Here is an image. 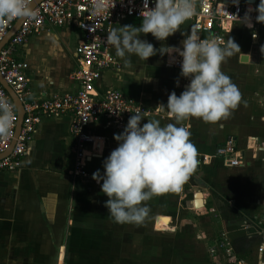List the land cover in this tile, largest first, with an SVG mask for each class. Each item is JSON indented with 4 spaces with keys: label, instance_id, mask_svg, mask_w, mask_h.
<instances>
[{
    "label": "crops",
    "instance_id": "crops-1",
    "mask_svg": "<svg viewBox=\"0 0 264 264\" xmlns=\"http://www.w3.org/2000/svg\"><path fill=\"white\" fill-rule=\"evenodd\" d=\"M246 1L255 7L259 3ZM140 23L126 19L111 25V30ZM68 30L76 31L42 29L17 53L36 98L75 91V50L81 35L76 31L72 50L59 41ZM181 31L192 33V24L185 21L164 41L150 33L140 38L157 49L181 47L185 38ZM228 38L240 52L227 58L221 70L239 88L241 101L226 119L215 123L195 117L178 122L191 133L198 164L178 191L144 202L150 212L140 224L115 223L104 206L108 197L101 192L102 181L92 179L97 169L103 175L102 162L117 147L114 134L121 132L103 117L89 126L90 133L104 141L102 147L101 141L87 145L88 176L75 180L69 174L71 117L42 118L21 167L0 172V264H47L48 257L55 264H65V257H69L68 264H226L220 247L225 240L244 264H262L264 254L257 247L264 202V153L256 149L264 146V29L235 24L224 33V42ZM111 51L118 69L105 71L98 89L115 88L144 105L148 114L141 124L151 119L160 120L161 125L175 122L156 107L166 105L171 92L179 95L189 81L179 70L165 66L168 55L157 53L147 61L132 55L130 63H125L126 58L117 57L112 46ZM229 138L236 141L246 165L229 167L215 156L216 147ZM243 225L250 227L245 230Z\"/></svg>",
    "mask_w": 264,
    "mask_h": 264
},
{
    "label": "clouds",
    "instance_id": "clouds-1",
    "mask_svg": "<svg viewBox=\"0 0 264 264\" xmlns=\"http://www.w3.org/2000/svg\"><path fill=\"white\" fill-rule=\"evenodd\" d=\"M143 0L139 26L124 25L108 32L104 43L114 47L117 57L135 55L143 61L167 54L171 62L180 58V76L188 79L187 87L177 95H168L167 103L156 108L167 112L175 122L161 125L160 120H144L140 107L132 114L123 131L114 134L117 147L103 160V175L99 169L92 179L101 184V192L108 197L105 207L117 224H140L148 217L150 208L144 202L153 196L178 191L198 164V149L190 140L191 133L178 122L199 118L207 123L226 119L241 101V93L231 77L221 70L227 58L240 52L232 38L210 35L201 39L195 33L181 35V47L155 48L141 34H151L157 41L172 36L180 26L197 12V0ZM238 4L239 0H232ZM97 11L99 8L96 9ZM255 11V21L264 24V0L253 9L249 7L241 22L251 28L249 13ZM35 9L29 0H0V23L12 18H34ZM238 19V18H237ZM177 87L179 81L177 80ZM42 86V85H41ZM14 117L9 99L0 93V136H7ZM102 147V141H101ZM74 205V201H73Z\"/></svg>",
    "mask_w": 264,
    "mask_h": 264
},
{
    "label": "built area",
    "instance_id": "built-area-1",
    "mask_svg": "<svg viewBox=\"0 0 264 264\" xmlns=\"http://www.w3.org/2000/svg\"><path fill=\"white\" fill-rule=\"evenodd\" d=\"M32 0H29L31 2ZM149 8L153 3L149 0ZM253 3L239 0L238 4L224 0H197V12L189 21L192 24V33L201 39L210 35L222 38L224 33L233 25L241 24L245 27L243 19ZM99 8L97 11L96 9ZM34 18H25L18 30L8 42L0 49V74L6 84L13 90L23 107V121L18 135L15 137L17 122V109L8 92L0 83V93L6 96L14 108L12 126L7 136H0V172H11L19 169L22 159L26 155L37 126L42 118L71 117V166L72 179H84L88 176L86 154L87 145L96 141H104L103 137L95 136L89 131V126L100 117L105 118L118 132H122L129 117L135 114L140 107L142 115L148 110L144 105L127 99L115 88L98 89L97 83L101 81L103 73L110 69H118L111 46L106 45L111 25L126 19L141 20L140 12L143 10V0H41L35 7ZM252 27L249 29H264V24L255 21V11L249 13ZM238 18V19H237ZM18 18H12L0 23V43L13 27ZM45 28H71L80 32V39L76 46L77 69L74 73L76 79L75 91L71 94L53 95L47 98L33 96L26 74L25 63L17 56L18 51L27 40L38 31ZM207 33V37L203 34ZM257 32L252 38H257ZM167 56L165 66L180 71V58L174 62ZM178 126L187 127L184 124ZM15 139L14 146L9 153H5ZM264 153V146L259 149ZM215 156L223 159L229 167L246 165L242 151L236 141L229 138L215 149ZM255 156V155H254ZM258 224H260L261 239L257 247L258 252L264 254V202L262 205ZM250 226L243 225L247 230ZM226 255V264H244L239 259L228 241L220 243ZM264 264V262L262 263Z\"/></svg>",
    "mask_w": 264,
    "mask_h": 264
},
{
    "label": "water",
    "instance_id": "water-1",
    "mask_svg": "<svg viewBox=\"0 0 264 264\" xmlns=\"http://www.w3.org/2000/svg\"><path fill=\"white\" fill-rule=\"evenodd\" d=\"M40 1L41 0H32L30 2V4L34 8ZM25 18L26 17H20V18L17 19V21L15 22L13 27L8 31V33L4 37L3 41L0 43V49L8 42V40L12 37V35L18 30V28L20 27L21 23L24 21ZM241 60L244 61V59H241ZM0 83L5 88V90L8 92L10 98L14 102L15 107L17 109V122H16V128H15V137H16L18 135L20 129H21V124H22V121H23V116H24L23 107H22V104L19 101L18 97L16 96V94L13 92V90L3 80V78L1 77V74H0ZM14 143H15V139H13V141L10 144V147L6 150L5 153H9L12 150V148L14 146ZM0 157H2V154H0Z\"/></svg>",
    "mask_w": 264,
    "mask_h": 264
},
{
    "label": "rangeland",
    "instance_id": "rangeland-1",
    "mask_svg": "<svg viewBox=\"0 0 264 264\" xmlns=\"http://www.w3.org/2000/svg\"><path fill=\"white\" fill-rule=\"evenodd\" d=\"M52 29H56V28H52ZM59 29V28H58ZM59 31V30H58ZM77 31V30H76ZM76 31H73V30H68L67 33H66V37L63 38L62 40H59L60 42L63 41L65 42L72 50L74 49V45L75 43H77L76 41V37H77V32ZM68 258L69 257H65V260H64V263L65 264H68L69 261H68ZM47 264H51L52 263V259L50 257L47 258ZM54 263V261H53ZM52 263V264H53ZM55 264V263H54Z\"/></svg>",
    "mask_w": 264,
    "mask_h": 264
}]
</instances>
